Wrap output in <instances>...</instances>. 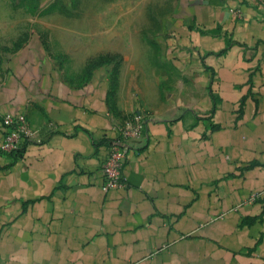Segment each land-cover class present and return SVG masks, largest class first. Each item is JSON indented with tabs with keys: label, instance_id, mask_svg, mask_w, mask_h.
Returning a JSON list of instances; mask_svg holds the SVG:
<instances>
[{
	"label": "crops",
	"instance_id": "crops-1",
	"mask_svg": "<svg viewBox=\"0 0 264 264\" xmlns=\"http://www.w3.org/2000/svg\"><path fill=\"white\" fill-rule=\"evenodd\" d=\"M17 13L0 8V146L5 113L32 138L0 151V264H264V0H177L166 92L113 94L103 67L65 75ZM134 112L124 186L105 191Z\"/></svg>",
	"mask_w": 264,
	"mask_h": 264
},
{
	"label": "rangeland",
	"instance_id": "rangeland-1",
	"mask_svg": "<svg viewBox=\"0 0 264 264\" xmlns=\"http://www.w3.org/2000/svg\"><path fill=\"white\" fill-rule=\"evenodd\" d=\"M176 3L177 0H4L0 8L23 10L15 14L14 21L25 29L29 26L31 33H40L54 57L63 61L65 75L85 78L103 67L109 92L115 94L177 89L175 80H166L171 66L166 61L165 46L166 29L178 19L171 14ZM76 54L84 55L81 64L75 62ZM72 59L76 68L71 65Z\"/></svg>",
	"mask_w": 264,
	"mask_h": 264
},
{
	"label": "built area",
	"instance_id": "built-area-1",
	"mask_svg": "<svg viewBox=\"0 0 264 264\" xmlns=\"http://www.w3.org/2000/svg\"><path fill=\"white\" fill-rule=\"evenodd\" d=\"M4 126L3 140L0 151L11 155L23 149L32 138L26 116L23 113H5L2 116ZM146 123L143 113H132L125 122L117 127L116 135L109 140L108 153L101 162L103 174L102 189L107 191L124 186L122 168L128 149L139 139ZM253 193V197H256Z\"/></svg>",
	"mask_w": 264,
	"mask_h": 264
},
{
	"label": "trees",
	"instance_id": "trees-1",
	"mask_svg": "<svg viewBox=\"0 0 264 264\" xmlns=\"http://www.w3.org/2000/svg\"><path fill=\"white\" fill-rule=\"evenodd\" d=\"M21 151H22V149H21V150H19V151H17V153H15V154H11V155H12L13 157H17V156H19V155H20Z\"/></svg>",
	"mask_w": 264,
	"mask_h": 264
}]
</instances>
